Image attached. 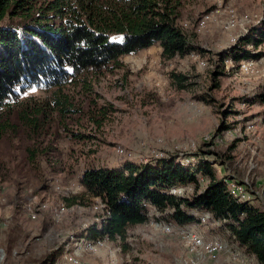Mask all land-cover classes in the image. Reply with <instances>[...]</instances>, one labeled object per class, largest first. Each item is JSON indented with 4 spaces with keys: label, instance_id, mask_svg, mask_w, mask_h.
Returning <instances> with one entry per match:
<instances>
[{
    "label": "rangeland",
    "instance_id": "1",
    "mask_svg": "<svg viewBox=\"0 0 264 264\" xmlns=\"http://www.w3.org/2000/svg\"><path fill=\"white\" fill-rule=\"evenodd\" d=\"M182 20L196 33L195 43L214 56L196 52L164 60L156 44L123 57V67L100 77L90 98L79 95L84 112L69 116L67 129L56 119L36 141L14 120L18 128L0 140V264H39L59 250L56 264L128 260L132 264H259L211 220L182 227L206 242L216 238L226 244L228 251L209 260L175 233L178 226L153 210L147 223L128 230V251L109 239L92 241L83 236L105 212L100 200L84 196L81 175L88 167H114L127 160L147 162L175 155L191 165L209 151L228 153V168L214 166L218 175L229 176V184L236 181L244 186L242 201L264 210V98L257 97L264 95V43L248 46L255 54L262 53L257 59L239 64L228 57L225 74L218 77L220 87L209 91L218 60L214 53H230L240 40L262 28L264 0H186ZM173 73L189 76L192 85L176 89ZM205 92H210L212 101L202 100ZM105 108L111 109L103 119ZM223 125L229 128L219 131ZM69 131L90 138L78 139ZM39 141L45 143L43 147L54 141L56 150L38 154L32 163L28 149H35ZM180 190L182 195L192 192L191 187ZM76 196L84 197L74 204L67 201ZM203 214L196 216L201 219ZM236 250L242 262L236 259Z\"/></svg>",
    "mask_w": 264,
    "mask_h": 264
},
{
    "label": "trees",
    "instance_id": "2",
    "mask_svg": "<svg viewBox=\"0 0 264 264\" xmlns=\"http://www.w3.org/2000/svg\"><path fill=\"white\" fill-rule=\"evenodd\" d=\"M185 1L0 0V140L18 128L15 119L36 141L56 119L67 129L68 117L84 112L78 96L90 98L96 81L123 67L125 56L156 44L164 60L196 52L214 56L195 43L196 33L185 26ZM263 43L264 23L230 53H214L218 60L209 91L220 87L218 77L225 74L228 57L239 64L257 59L262 53L255 54L248 46L258 48ZM189 80L185 74H172V84L178 90L189 88ZM32 91L43 95H30ZM200 97L213 100L210 92ZM89 108H94L93 104ZM110 109L103 110V119ZM95 123L102 125L101 121ZM226 128L229 126L223 125L219 131ZM69 132L78 139L90 138ZM53 143L43 147L45 143L39 141L35 149H28L32 163L40 153H53ZM230 159L228 153L209 151L198 155L191 165L170 155L147 162L127 160L114 167H88L80 179L84 196L100 200L105 213L83 236L92 241L109 239L128 251V230L147 223L152 210L178 227L200 222L196 213L202 212L228 233L243 254L264 264V210L232 196L230 177L219 176L214 167L217 163L228 168ZM188 187L192 188L188 195L173 193ZM84 196L67 201L74 204ZM60 255V250L53 251L39 264H56Z\"/></svg>",
    "mask_w": 264,
    "mask_h": 264
},
{
    "label": "bare ground",
    "instance_id": "3",
    "mask_svg": "<svg viewBox=\"0 0 264 264\" xmlns=\"http://www.w3.org/2000/svg\"><path fill=\"white\" fill-rule=\"evenodd\" d=\"M242 68L247 70L248 67L244 64L242 65ZM243 188L244 186L240 185L236 181H231V183L228 185V191L230 192V194L236 198H239L241 201L243 199V192H244ZM173 193L174 194L180 193V195H182L181 190L174 191ZM207 220H211V216L208 213L203 214L200 221L202 223H206ZM175 233L180 235L186 241V243L190 246L192 251H195L199 254H204L206 257H208L209 260L218 258L221 252L223 251H228L226 244L219 239L214 238L206 242L204 241V239L200 234L196 233L195 231L185 230L182 227H178ZM239 256H240L239 252L237 251L236 259L242 262Z\"/></svg>",
    "mask_w": 264,
    "mask_h": 264
},
{
    "label": "crops",
    "instance_id": "4",
    "mask_svg": "<svg viewBox=\"0 0 264 264\" xmlns=\"http://www.w3.org/2000/svg\"><path fill=\"white\" fill-rule=\"evenodd\" d=\"M106 264H109V263L106 262ZM125 264H132V263H130V261L128 260Z\"/></svg>",
    "mask_w": 264,
    "mask_h": 264
},
{
    "label": "built area",
    "instance_id": "5",
    "mask_svg": "<svg viewBox=\"0 0 264 264\" xmlns=\"http://www.w3.org/2000/svg\"><path fill=\"white\" fill-rule=\"evenodd\" d=\"M194 236V235H193ZM196 241H197V239H196ZM237 251V250H236Z\"/></svg>",
    "mask_w": 264,
    "mask_h": 264
}]
</instances>
